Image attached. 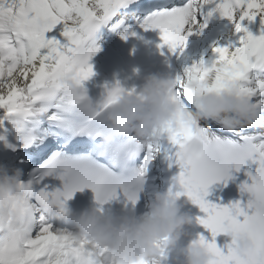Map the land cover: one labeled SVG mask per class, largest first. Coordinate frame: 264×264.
I'll use <instances>...</instances> for the list:
<instances>
[{
	"label": "snow or ice",
	"instance_id": "obj_1",
	"mask_svg": "<svg viewBox=\"0 0 264 264\" xmlns=\"http://www.w3.org/2000/svg\"><path fill=\"white\" fill-rule=\"evenodd\" d=\"M216 14L244 35L240 46H215L216 59L194 62L172 79V97L185 106L187 119L182 112L177 126L166 128L157 143L132 136L97 143L107 111L122 95L137 94L117 81L105 85L99 101L89 97L84 82L95 74L90 61L100 51L96 35L101 27L115 30L142 17L137 21L142 28L160 31L162 48L182 54L188 37L202 33ZM258 16L264 18V0H159L151 5L140 0H0V143L24 152L17 164L28 170L11 205L22 220L0 217V264H101V253L62 225L66 213L46 205L67 203L90 188L101 212L114 200L135 206L155 155L172 148L169 159L180 171L169 192L187 196L205 213L197 221L211 235L200 234L197 240L213 252L216 264H264V126L232 132L220 122L194 118L203 95L225 91L248 98L264 113V29L256 36L245 24ZM129 35H135L130 27L123 38ZM70 74L78 92L63 84ZM141 153L142 165L131 167ZM245 165L251 183L239 185L240 200L220 205L206 199L211 185H226ZM248 227L254 229L251 253L239 255L231 239L223 247L217 243V237Z\"/></svg>",
	"mask_w": 264,
	"mask_h": 264
},
{
	"label": "clouds",
	"instance_id": "obj_2",
	"mask_svg": "<svg viewBox=\"0 0 264 264\" xmlns=\"http://www.w3.org/2000/svg\"><path fill=\"white\" fill-rule=\"evenodd\" d=\"M63 84L73 92L80 90L71 74ZM172 89L171 78L149 75L137 94L122 95L106 113L101 143L110 145L128 136L142 143L159 142L166 128L177 126L182 112L185 119L188 116L185 106L173 99ZM197 103L200 105V110L194 113L197 122L217 121L232 132L264 126V113L235 91L205 94ZM23 175L22 168L10 172L6 165H0V217L10 218L14 223L22 220L11 205L19 194ZM180 198L169 191L157 192L148 203L147 211L140 215L127 207L120 212H101L95 202L71 216L70 231L77 239L88 240L101 253V264H162L167 259L162 257L165 241L166 249L174 248L188 235L186 226L193 223L192 216L182 211ZM46 208L69 217L67 203L53 201ZM20 226L27 228L26 223ZM253 230L248 227L227 233L239 255L254 251ZM183 257V264H216L213 252L197 239L183 249Z\"/></svg>",
	"mask_w": 264,
	"mask_h": 264
},
{
	"label": "bare ground",
	"instance_id": "obj_3",
	"mask_svg": "<svg viewBox=\"0 0 264 264\" xmlns=\"http://www.w3.org/2000/svg\"><path fill=\"white\" fill-rule=\"evenodd\" d=\"M156 3V1H147V4L150 5ZM203 23V17L200 18ZM214 26H211L210 32H225L224 36H221L222 39L204 50L203 60L206 63H210L216 59V53L214 52L215 46H240V37L244 33H236L235 26L232 21L227 18H222L219 14H216L213 18L210 19ZM245 24L248 26L249 30L256 36L262 34V29H264V18L258 16L255 21L249 23L245 21ZM133 32L135 35L127 37V39L112 40L105 43H96V46L100 48V51L96 53L95 56L91 58V61L96 70V76H101L104 78L105 85H113V77L108 74V70H113L115 72H121L124 76V82L120 85L125 89L135 88L137 91L142 88L145 83V78L149 75H158L163 76V74L158 71L153 62L158 53H159V30L158 29H147L145 30L140 26L138 22L133 24ZM205 29V28H204ZM207 29V28H206ZM205 29V30H206ZM258 32V35L256 34ZM161 34V33H160ZM198 32H194L189 36V42H193L194 37L198 36ZM203 34V33H202ZM162 37V36H161ZM220 37V36H219ZM200 40V39H199ZM185 52L188 51V48L184 49ZM176 66V64H174ZM191 65H187L189 67ZM133 72V78H129L127 73ZM182 71L177 70V75H181ZM11 140V138H10ZM5 145L0 143V150L5 149ZM17 153H9L6 155V159L15 158ZM156 156V155H155ZM156 157L152 160L149 165L148 170L153 169V164L156 162ZM10 161L7 162L6 166L9 165ZM143 160L141 161V164ZM151 166V167H150ZM249 165L244 166V172L246 171ZM253 172L255 171V165H251ZM246 180L251 183V180L246 175ZM151 196H154V193H151Z\"/></svg>",
	"mask_w": 264,
	"mask_h": 264
},
{
	"label": "rangeland",
	"instance_id": "obj_4",
	"mask_svg": "<svg viewBox=\"0 0 264 264\" xmlns=\"http://www.w3.org/2000/svg\"><path fill=\"white\" fill-rule=\"evenodd\" d=\"M211 26L214 25L212 21L209 20L207 22V29L205 28L206 30H203V34L198 32L199 34L197 37L195 35L193 42H188L189 44L186 47V49L188 48V51L183 55V62L181 63L179 61L180 63H178V70L182 71L181 75L184 74L188 64L192 65L194 62H199L203 58L202 52L206 49L208 50L210 46L216 43V40L219 42L222 39L221 36H224L225 32H210ZM256 34L258 35V32Z\"/></svg>",
	"mask_w": 264,
	"mask_h": 264
}]
</instances>
